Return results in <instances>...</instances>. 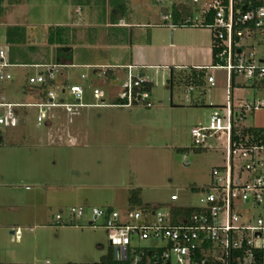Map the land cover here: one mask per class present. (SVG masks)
<instances>
[{
  "label": "rangeland",
  "instance_id": "rangeland-1",
  "mask_svg": "<svg viewBox=\"0 0 264 264\" xmlns=\"http://www.w3.org/2000/svg\"><path fill=\"white\" fill-rule=\"evenodd\" d=\"M13 50L19 48L15 45ZM34 53L24 48L18 61H29L27 56ZM40 56L52 61L48 50ZM86 57L85 49L75 50L73 63ZM94 69L60 68L56 87L46 88L58 87L56 102L76 103L65 84L69 78L86 91L84 103H97L96 87L111 102L110 82L103 75L96 76ZM12 71L16 83L7 89L6 98H28L23 84L37 69ZM82 73L91 85H84ZM188 73L175 69L171 79L170 70H151V107L143 103L89 107L79 116L71 114L69 120L65 109L57 107L48 110L39 126V109L26 108L17 126L0 127V264H92L111 251L115 256L105 220L89 225L93 207L122 213L158 207L168 212L172 206L203 204L212 168L225 163L226 136L209 138L200 148L194 144L192 129L208 126L214 111L210 105H225L228 96L222 71L209 68L207 75L217 78V86L194 82L193 93L188 90ZM239 82L242 88L235 90V105L238 99L263 97L260 89L246 88L243 77ZM244 124L264 126V111L249 114ZM173 194L179 195L178 201L171 200ZM134 195L138 200L132 199ZM72 207L85 209L75 223L71 222ZM57 214L62 216L58 224L53 217ZM135 244L151 245L149 241Z\"/></svg>",
  "mask_w": 264,
  "mask_h": 264
},
{
  "label": "built area",
  "instance_id": "built-area-1",
  "mask_svg": "<svg viewBox=\"0 0 264 264\" xmlns=\"http://www.w3.org/2000/svg\"><path fill=\"white\" fill-rule=\"evenodd\" d=\"M155 1L167 9L162 19L172 21L174 0ZM193 4L198 5L194 12L198 14L184 22L212 31L215 63L210 68L223 72L228 101L210 105L214 111L209 125L194 127L192 136L200 147L209 138L225 135V163L212 168L203 204L186 207L192 209L187 214L174 217L175 206L168 212L151 207L125 213L93 207L89 225L105 220L115 259L127 264H264V126L244 124L249 114L264 111V0H193ZM0 58V82L11 81L12 74L7 70L11 65L3 49ZM44 67L42 73L29 76L30 87L42 88L56 79L59 65ZM131 69L121 88L110 96L111 102L103 90L94 88L97 103H84L86 91L79 84L68 89L76 98L73 104L56 102L57 88L48 90V101L39 104L11 102L0 93V127L17 126L18 109L24 106L40 109L38 126L47 110L57 107L66 110L68 120L71 114L81 115L86 107H132L138 103L151 107L148 77L135 75ZM240 77L246 88L260 89L263 97L238 99L235 105V90L242 88ZM207 79L211 86H217L213 74ZM71 141L77 138L71 137ZM171 200L178 201L179 195L173 194ZM84 215V207L71 208L72 223ZM54 219L59 222L62 216L57 214ZM135 241H149L151 245L139 247Z\"/></svg>",
  "mask_w": 264,
  "mask_h": 264
},
{
  "label": "crops",
  "instance_id": "crops-1",
  "mask_svg": "<svg viewBox=\"0 0 264 264\" xmlns=\"http://www.w3.org/2000/svg\"><path fill=\"white\" fill-rule=\"evenodd\" d=\"M173 7L185 8L189 13L187 17L193 16L199 8L193 4V0H174ZM166 10L155 0H0V39L3 41L0 50L7 52L11 65L7 70L13 77L11 81L0 82V93L6 98L7 89L16 83L13 68L33 67L37 72L29 73L23 84L28 98L16 101L6 99L22 104L46 103L47 88L56 87V79L42 88L28 85L29 76L42 73L46 65H59L58 71L60 68H95L96 76L103 75L110 82V96L127 79L129 67H132L135 75L148 77L150 90L153 77L149 78L148 74L151 70H170L171 79L174 78L175 69L189 70V82L186 81L188 90L193 93L190 88H193L194 82L197 85L208 82L207 73L214 61L213 34L205 27L174 26L172 21L165 22L162 13ZM12 26L21 27L25 32L24 43L16 45L19 50L15 51L13 57L15 63L10 61L12 47L7 43V30ZM56 27L63 29L53 36L55 43H49V31ZM59 39L62 40L61 44L58 43ZM28 47L35 53L27 56L29 61H18L24 48ZM60 47L71 49L70 64H58ZM78 49H85L88 57L73 63V54ZM46 50L50 52L52 61H45L40 56L41 51ZM2 60L0 58V62ZM205 67L206 75L200 79L198 73ZM82 75L85 74L80 75L84 85H91L89 77L85 75L86 79H83ZM65 84L71 86L78 83H71L66 78ZM61 92L65 94L67 88ZM26 108L38 107H20V123ZM65 114L67 116L66 110ZM51 123L46 121L49 126Z\"/></svg>",
  "mask_w": 264,
  "mask_h": 264
},
{
  "label": "trees",
  "instance_id": "trees-1",
  "mask_svg": "<svg viewBox=\"0 0 264 264\" xmlns=\"http://www.w3.org/2000/svg\"><path fill=\"white\" fill-rule=\"evenodd\" d=\"M111 2H112V0H111ZM171 11L173 13L172 24L174 26H190L189 24H185V22H184L185 18H187L186 15L189 14L187 12V10H185V8L181 9L180 7H172ZM183 16H185V17H183ZM62 29L63 28H60V27L50 29L49 37H48L49 43H55L53 36L57 32L61 31ZM22 30H23V28L18 27V26L9 27L7 30V43H9L12 47L11 48L12 60H10V61H12V63H15L14 62L15 59L13 58L14 54H15V52L13 50L15 45L20 44V43H24V41H25V32ZM61 42H62V40L59 39L58 43L61 44ZM213 55H214V52H213ZM71 60H72L71 49L68 47H60L58 49V57H57L58 64L68 65L71 63ZM213 63H215V58H214ZM205 75H206V69L205 68L203 69V71H200L198 73V77L200 79L203 78ZM146 88L148 90H150V86L147 85ZM132 199L138 200V196L134 195L132 197ZM107 209H108V211H110L112 208H107ZM172 211H173L174 217H176L179 214H183V213L187 214L188 212H191L192 209L186 208V207L175 206V207H173ZM57 224H58V222H57ZM127 263H128L127 261L121 262V261L116 260L115 256H114V252L111 251V252H109L108 255H105L101 261L96 262V263H92V264H127ZM68 264H71V263H68Z\"/></svg>",
  "mask_w": 264,
  "mask_h": 264
},
{
  "label": "water",
  "instance_id": "water-1",
  "mask_svg": "<svg viewBox=\"0 0 264 264\" xmlns=\"http://www.w3.org/2000/svg\"><path fill=\"white\" fill-rule=\"evenodd\" d=\"M252 80H249V83H251ZM116 254H118V249H116Z\"/></svg>",
  "mask_w": 264,
  "mask_h": 264
}]
</instances>
